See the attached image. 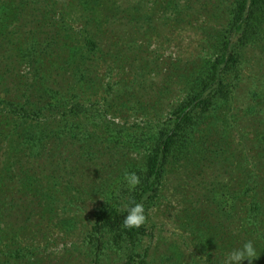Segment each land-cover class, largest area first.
<instances>
[{"label": "trees", "instance_id": "obj_1", "mask_svg": "<svg viewBox=\"0 0 264 264\" xmlns=\"http://www.w3.org/2000/svg\"><path fill=\"white\" fill-rule=\"evenodd\" d=\"M126 5L124 0H0V118L3 115L15 116L26 125L24 132L16 134L13 132L15 128L11 131L1 128L0 135L8 141L15 138L20 143L31 144L28 152L25 149L24 157L18 158L11 151L20 148V152L24 153L22 145L10 146L12 154L6 151L10 156L5 167L12 169L0 174V218L11 215L23 219L29 209L26 208V200L33 196L30 186L35 193L39 191L48 197L51 189L54 190L50 186L65 183V174L59 172L65 173V169H68V174H81L77 172V163L82 166L81 162L90 159L92 152L89 149L91 141L96 139L95 134L99 138L105 130H111L116 141L124 140V128L106 118V109L97 114L98 111L84 106L78 84L87 77L99 78L98 53L103 54L105 61L109 62L107 71L125 65L124 50L119 49L115 53L103 44L104 40L113 44L103 33V18L114 16L113 24L126 23L130 26L132 43L135 35L141 33L144 22L148 19L152 24L155 20L141 13L147 3ZM119 8L141 17L131 24L127 18L118 16L125 13L118 12ZM67 9L72 11L74 17L77 16L75 21L81 26L79 23L74 28L68 25L70 18L65 16ZM229 9V19L219 24L218 33L209 32L212 39L207 40L199 54L203 62L206 59L199 83L190 85L183 100L178 99L179 102L173 105L165 119L149 120L147 126H139L128 134L132 141L127 143L129 148L125 149L136 146L141 148V152L144 150L141 162L132 164L129 169V173H135L140 182L134 188H129L125 177L119 179L114 187H119V193L102 203L97 210L94 225L83 238L84 246L89 249L86 258L91 264L147 263L146 254H139L136 246L139 240L150 235L146 223L133 229L124 227L127 214L124 207L132 202L141 203L145 213L148 198L158 195L171 169L180 164L182 157L190 155L204 134L208 136L214 130L211 128L212 119H221L223 138L232 128H237L236 146L243 145L246 152L241 157L240 152L237 154L240 149L234 148L235 155L244 158L246 165L249 162L253 164L251 173L243 170L245 185L238 190L240 199L247 197V205L239 207V203H235L232 217L243 225V233L264 243V157L251 160L248 149L252 147V142L244 129L252 121L256 128L264 131V108L255 107L249 118L248 114L233 109L241 93L243 69L251 54V44L257 41L255 38H263L264 0H235ZM51 13L54 15L52 19L47 16ZM137 46L140 48L138 43ZM49 59L53 60L49 62ZM134 59L142 63L140 66L143 69L148 66V58ZM19 67L29 68L36 78L40 76L37 91H43L39 95L41 100L36 101L30 95L34 82L28 79L17 84V91L22 92L24 100L18 101L2 94V86L15 81L13 76ZM40 80L50 81L55 86L50 84L45 87ZM105 85L108 90L117 91V82L108 81ZM248 96H252L250 92ZM62 101L66 103V108L60 104ZM97 119L105 124L98 131L92 130L89 124ZM47 133L54 134L53 140L48 139ZM261 145L264 146V141ZM98 156L103 157V153L100 152ZM121 157L118 153L109 161L114 164ZM57 178L60 180L57 181ZM42 182L48 187L45 190ZM232 197V192L223 191L222 203L214 208L222 213L227 212ZM226 218L221 220L218 227L223 228ZM38 254L39 249L32 244L15 242L0 264H32L39 260ZM212 254L211 251L209 256ZM222 259V264H225V258Z\"/></svg>", "mask_w": 264, "mask_h": 264}, {"label": "rangeland", "instance_id": "obj_2", "mask_svg": "<svg viewBox=\"0 0 264 264\" xmlns=\"http://www.w3.org/2000/svg\"><path fill=\"white\" fill-rule=\"evenodd\" d=\"M234 1L124 0L125 5L147 3L141 13L155 19L152 24L147 19L141 33L135 35L140 48L135 41L136 45L130 42L133 37L130 26L126 23L113 24L116 19L114 16L103 18V33L113 42L111 44L104 40L103 44L115 53L119 49L124 50L125 65L107 71L110 64L105 61L103 54L98 53L96 59L100 63L99 78L82 79L78 84V91L85 107L98 111L97 114L106 109V118L124 128V140L116 141L110 129L105 130L99 138L95 134L96 139L91 141L89 149L92 152L90 159L81 162L82 166L77 163V172L81 174H68V169H65V173L59 172L65 174V183H58L57 187L50 186L54 190L51 189L48 197L39 191L35 193L30 186L33 196L26 200V208L29 209L23 219L19 220L11 215L0 218V263L7 250H11L16 242L32 244L39 249V260L32 264H91L89 258H86L89 249L83 244L85 233L93 227L100 205L119 193V187L114 188L116 182L129 174L132 164L141 162L144 150L141 152V148L136 146L130 150L125 149L129 148L127 143L132 141L128 134H132L130 131L139 126H147L149 120L165 119L178 99L183 100L190 85L199 83L206 67V59L203 62L199 54L207 40L212 39L209 32L218 33L219 24L229 19V6ZM118 12H125L118 16L122 15L121 19L127 18L131 24L141 17L122 8ZM47 16L50 19L54 17L52 13ZM65 16L70 18V27L74 28L79 23L75 21L77 16L74 17L70 9L66 10ZM215 26L218 27L214 29ZM261 29L264 30V25ZM262 34V39L255 38L257 41L251 44V54L243 69L241 93L233 108L234 111L248 114V118L255 107L264 108V31ZM134 57L148 58V66L143 69L140 66L142 63ZM51 60L53 59H49V62ZM39 77L36 78L29 68L19 67L13 76L15 85L6 82L2 86V94L18 101L24 100L22 92L17 91V84L18 81L28 79L34 82L30 95L36 101L41 100L39 95L43 91H37ZM40 81L45 87L52 84L47 80ZM108 81L114 84L117 82V91L108 90L105 85ZM52 85L55 86V83ZM25 86L29 88L28 85ZM248 92L252 96H248ZM62 102L60 104H66ZM212 121L211 128L214 130L211 134H204L190 155L182 157L180 164L171 169L158 195L148 198L144 214L150 235L136 243L139 254H146V264H222V258L226 260L225 255L241 247L242 241L249 240L260 254L252 264H264V243L243 233V225L232 217L235 203H239V207L247 205V197L240 199L238 190L241 185H245L243 170L251 173L253 164L249 162L246 165L244 158L240 159L239 155H235L234 148L240 149L237 154L240 152L241 157L246 152L243 145L236 146L237 128H232L230 132L233 134L228 132L225 139L221 134V119H212L210 122ZM104 124L105 122L97 119L89 126L98 131ZM25 126L15 116L3 115L0 118V130L3 128L11 131L15 128L13 132L16 134L24 132ZM244 129L252 142V147L248 149L251 160L262 159L264 131L256 128L252 121ZM47 135L48 139L53 140L54 134ZM225 140L226 143H223ZM16 145L24 147V153L20 152V148L17 149L18 152L11 150L19 158L25 156L31 144L20 143L15 138L8 141L0 135V174L12 169L5 167L10 156L6 151H10V146ZM100 152L103 157L98 156ZM118 153L122 157L111 164L109 159ZM34 174L37 176V173ZM41 184L44 190L48 188L45 183ZM223 191L232 192L233 195L230 198L231 206L228 205L230 207L225 213L214 208L216 204L222 203ZM225 218L223 228L218 227ZM211 251L213 254L209 256ZM243 264H249L248 260H243Z\"/></svg>", "mask_w": 264, "mask_h": 264}, {"label": "clouds", "instance_id": "obj_3", "mask_svg": "<svg viewBox=\"0 0 264 264\" xmlns=\"http://www.w3.org/2000/svg\"><path fill=\"white\" fill-rule=\"evenodd\" d=\"M125 181L129 188H134L140 182L139 177L135 173L126 174ZM124 211L127 213L123 221L124 227L133 229L145 223L146 217L141 203L132 202L125 205ZM259 255L253 242L249 240L244 242L241 247L229 252L226 256L225 264H242L245 259L248 260L249 264H252V261L258 258Z\"/></svg>", "mask_w": 264, "mask_h": 264}]
</instances>
